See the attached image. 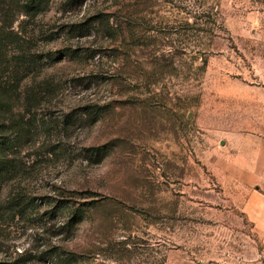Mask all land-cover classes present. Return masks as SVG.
<instances>
[{
  "label": "rangeland",
  "instance_id": "rangeland-1",
  "mask_svg": "<svg viewBox=\"0 0 264 264\" xmlns=\"http://www.w3.org/2000/svg\"><path fill=\"white\" fill-rule=\"evenodd\" d=\"M22 1L0 0V89H16L0 129L20 115L35 129L0 199L35 204L0 222V262L51 245L68 264H264L245 215L264 229V0H50L32 17ZM19 45L45 56L20 66ZM24 89L43 97L31 122ZM50 197L98 206L59 228Z\"/></svg>",
  "mask_w": 264,
  "mask_h": 264
},
{
  "label": "trees",
  "instance_id": "trees-1",
  "mask_svg": "<svg viewBox=\"0 0 264 264\" xmlns=\"http://www.w3.org/2000/svg\"><path fill=\"white\" fill-rule=\"evenodd\" d=\"M50 0H23L19 7V12L25 16H35L38 13H42L47 9ZM211 9V8H210ZM102 17V15H100ZM99 15L97 18L101 23L104 22L108 24V19L101 18ZM210 17V23H212L211 27L208 28V32L213 34L215 27V20L214 18ZM208 22V21H207ZM83 28H80V25H77L72 32L79 33ZM195 31H199V29H195ZM196 36V34H195ZM19 53L14 57L16 62L21 66H25L27 68H31V66H35L38 62H40L41 57L45 55L40 54H30L19 45ZM51 61H54V58H49ZM20 77L17 78L18 82ZM16 89H0V107L4 108L7 111L9 108V100L11 98V93ZM43 90V91H42ZM51 89H41L42 95H48ZM11 92V93H9ZM21 99V107L23 112L30 114L28 121H34V112L35 107L41 102L43 97L39 96V92L33 89H24L16 95V99ZM14 99V97H13ZM2 110V109H1ZM34 110V111H33ZM89 118L91 121L90 123H94L99 116L101 115V111L98 107H94V105H90L85 108L82 112ZM22 115H20L19 119H15L12 126H7L4 129H0V190L2 186L9 181L13 180L20 174L24 168L25 163L22 159L18 158V148L20 146L19 141L23 134L26 133L29 129H35L30 124L27 126L28 123H22ZM26 121V122H28ZM27 128V130H26ZM32 129V130H33ZM46 130V127L43 128ZM85 152V156L88 159L95 158L94 160H100L104 156V148L103 147H84L82 149ZM95 156V157H93ZM34 197L25 196L21 193H14L8 196L5 200L0 199V222L3 219L13 218L16 214L21 215L22 213L26 212L29 206H32L34 203ZM71 201L70 199H55L54 197L48 198V200L43 201V204L50 205V207L44 212L48 215L49 218H53L59 212L66 213L65 221L60 225L61 228L63 225L66 226H74L75 224L81 222L85 219L89 210L97 208L98 204L96 200L90 201H82L77 203L76 206L69 204ZM56 246L47 245L45 249V254L47 255V259L44 261H40L37 258H34L36 264H62L66 262V260L62 257V253L56 251ZM26 252L19 253L18 257H23L22 259L28 261L29 257H24ZM18 259V258H17ZM0 264H17L16 262L12 263H5L0 262ZM65 264H68L66 262Z\"/></svg>",
  "mask_w": 264,
  "mask_h": 264
},
{
  "label": "crops",
  "instance_id": "crops-1",
  "mask_svg": "<svg viewBox=\"0 0 264 264\" xmlns=\"http://www.w3.org/2000/svg\"><path fill=\"white\" fill-rule=\"evenodd\" d=\"M245 215L247 216L248 220H250L251 222L254 223L253 226H254V229L256 230L257 234L260 236H263L264 235V229H262L260 226L257 225L258 220L256 218L249 217V213L247 210L245 211Z\"/></svg>",
  "mask_w": 264,
  "mask_h": 264
},
{
  "label": "built area",
  "instance_id": "built-area-1",
  "mask_svg": "<svg viewBox=\"0 0 264 264\" xmlns=\"http://www.w3.org/2000/svg\"><path fill=\"white\" fill-rule=\"evenodd\" d=\"M264 254V253H263Z\"/></svg>",
  "mask_w": 264,
  "mask_h": 264
}]
</instances>
